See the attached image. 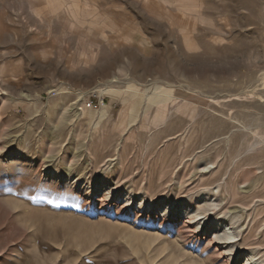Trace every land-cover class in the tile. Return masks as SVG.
I'll return each instance as SVG.
<instances>
[{
    "label": "rangeland",
    "instance_id": "374dc122",
    "mask_svg": "<svg viewBox=\"0 0 264 264\" xmlns=\"http://www.w3.org/2000/svg\"><path fill=\"white\" fill-rule=\"evenodd\" d=\"M0 264H264V0H0Z\"/></svg>",
    "mask_w": 264,
    "mask_h": 264
},
{
    "label": "bare ground",
    "instance_id": "6f19581e",
    "mask_svg": "<svg viewBox=\"0 0 264 264\" xmlns=\"http://www.w3.org/2000/svg\"><path fill=\"white\" fill-rule=\"evenodd\" d=\"M175 217H178V216H175ZM227 231H228V229H227ZM229 231H231L230 228H229ZM224 235H225V234H224ZM231 235H232V233H230V232L228 233V232H227V236H228V238H230ZM248 256H250V255H248ZM248 256H247V257H248ZM249 258L251 259V257H249Z\"/></svg>",
    "mask_w": 264,
    "mask_h": 264
}]
</instances>
